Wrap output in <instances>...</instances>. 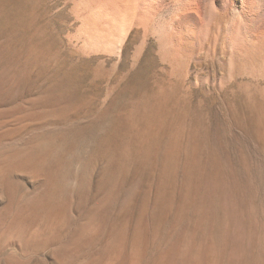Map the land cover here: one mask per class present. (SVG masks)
Returning <instances> with one entry per match:
<instances>
[{"label": "rangeland", "instance_id": "rangeland-1", "mask_svg": "<svg viewBox=\"0 0 264 264\" xmlns=\"http://www.w3.org/2000/svg\"><path fill=\"white\" fill-rule=\"evenodd\" d=\"M162 45L136 0H0L1 148L83 127L111 146L60 155L67 199L57 159L0 151V264H264V49L234 65L212 42L179 66Z\"/></svg>", "mask_w": 264, "mask_h": 264}, {"label": "bare ground", "instance_id": "bare-ground-1", "mask_svg": "<svg viewBox=\"0 0 264 264\" xmlns=\"http://www.w3.org/2000/svg\"><path fill=\"white\" fill-rule=\"evenodd\" d=\"M136 8H137V13H138V18H139V26H141L143 29H146V30L150 28V30H152L153 33H155L158 36V38L161 40V43L164 45V50H165V53L167 56L166 58H168V61L170 63H174V64H177L179 66L184 65V61L189 56L190 51H195V53H198L201 51L202 48H204L206 45H208L209 43H212V42L213 43H224L227 53L230 54L232 57L231 63H233L234 65L238 64V63H247V60L249 59L248 55H250V54L247 53L248 55L245 56L246 51H251V53H255V54L258 53L259 54L264 49V0H136ZM163 15H166V16L164 17L163 22H161L159 17H161ZM222 21H223V24L219 27V33H218V35L215 36V28ZM260 55H261V53H260ZM260 57H262V56H260ZM251 58H253V57L251 56ZM254 59H251V61ZM188 68H190V67H188ZM261 69L262 70H260V71L263 73L264 68H261ZM11 74H12V72H11ZM53 83H54V81H53ZM45 91H47V90H45ZM28 101L29 100H27L26 102H28ZM64 104L66 106V103H63L61 105H64ZM14 105H15V103H14ZM52 105H54V104H52ZM6 106H8V105H6ZM9 106L11 107L10 104H9ZM21 106H23V105H21ZM20 109H22V108H20ZM36 109H37V107H36ZM52 109H55V108H52ZM46 111H47V109H46ZM1 114H2V112H1ZM47 115H49V114H47ZM67 115L70 116L69 114H67ZM11 116L9 113V117H11ZM56 116L57 115H55V117ZM1 118H3V117H1ZM61 118H62V115H61L60 119ZM21 121H23V120H21ZM48 121H47V123H48ZM50 123H52V122H50ZM22 126H21V128H22ZM35 126H37V125H35ZM55 126H58V125H55ZM51 127H53V126H51ZM83 128L78 129L79 131H75V132H71V133H66L67 131L65 130L66 134H61L58 136L57 135L42 136L40 141L35 142L38 144H34V142H29L23 148L21 147V145L18 146V147H20V149L13 148V146H14L13 145L10 150L9 149L7 150V149H5L6 148L5 143H2L3 139H0L1 145L4 144V147H5V148H1L2 146H0V151H2V150L4 151V152L2 151L1 154H6L8 152L11 153L10 156H7L8 158H5V156L2 157V158L6 159V163L5 162L4 163L10 164V166L13 165V167L15 166L18 168H24V167L28 168L31 164H35L38 168H45L46 167L47 170H50L52 167L51 162L56 161V159H57V161H58L57 166L59 168H58L57 175L52 177L53 178L52 180L54 182L52 184H57L58 187L55 188V191L59 192V194L61 193L63 195V198L67 199L69 192L66 188V181L69 180L68 178L70 177L71 173H70V169H69L70 167L65 163L66 161H64V159H62L60 155L61 154L63 155V153L65 151H68L71 154H74V151L77 150V146H79L82 143L81 140L85 139V138L87 140L89 138L93 139L92 141L94 143L95 154H96V152H99L101 150L102 151L105 150L106 152H109V154L111 153V146H110L109 139L103 140L102 137H100L99 135H94V132L90 131L89 129H83ZM5 129H6V127H5ZM23 129H25V128H23ZM71 129H72V127H71ZM13 130H15V129H13ZM0 131H2V128ZM3 133L5 135V132H3ZM1 135H3V134H1ZM1 135H0V137H1ZM7 135H9V134H7ZM13 136H15V135H13ZM38 138H40V137H38ZM114 141H116V140H114ZM5 142L7 144V139ZM16 143H18V142H16ZM16 143H14V144L16 145ZM111 143H112V141H111ZM8 144H7V146H8ZM9 146H11V145H9ZM133 147H134V145H133ZM92 155H93V153H92ZM2 158H0V159H2ZM96 160H97V158H96ZM125 160H127V159H125ZM128 160H129V158H128ZM95 162H94V164H95ZM115 163L116 162H110L106 167H104L105 171H108L109 169H114ZM0 168H1V165H0ZM82 168H83V170H85L84 166ZM24 170H25V168H24ZM91 170H93V169H91ZM11 171H9V172H11ZM13 171H14V169H13ZM16 171H14V172H16ZM20 171H23V169ZM89 171H90V169H89ZM23 172H25V171H23ZM112 173H114V172L112 171ZM3 174H1V176ZM6 174L7 173H5V175ZM9 175H10V173L8 174V176ZM23 175H24V173H23ZM6 177H5V179H6ZM10 179H11V177H10ZM2 180H4L3 177H2ZM87 181H88V179H87ZM13 182H12V184H13ZM14 184H16V183H14ZM14 186H16V185H14ZM42 187L45 188L44 185ZM12 195H14V194L12 193ZM56 200H58V198ZM40 203H42V202H40ZM52 206H51V208H52ZM137 254H139V253H137Z\"/></svg>", "mask_w": 264, "mask_h": 264}]
</instances>
